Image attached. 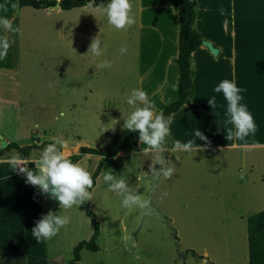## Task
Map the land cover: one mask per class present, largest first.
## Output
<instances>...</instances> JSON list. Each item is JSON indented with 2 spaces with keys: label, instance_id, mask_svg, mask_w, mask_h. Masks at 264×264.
Returning <instances> with one entry per match:
<instances>
[{
  "label": "crops",
  "instance_id": "crops-1",
  "mask_svg": "<svg viewBox=\"0 0 264 264\" xmlns=\"http://www.w3.org/2000/svg\"><path fill=\"white\" fill-rule=\"evenodd\" d=\"M129 2L136 22L120 29L127 38L123 45L127 52L118 56L112 34L116 29L107 23L103 11L106 4L44 9L20 6L15 0H0V16L7 17L18 29L0 31V36L7 37L9 42L8 53L0 60V134L7 143L58 142L65 156L80 146H108L114 135L124 129L118 124L132 108L123 99L115 105H104L103 98H127L131 89L140 88L152 101L154 113H158L177 97L178 0ZM258 4L255 0H197L195 28L217 52L213 53L203 43L192 51L191 102L196 107L183 104L171 114L170 138L172 142H185L193 138L197 128L206 140L196 138L194 142L201 147L190 152L173 150V144L166 146L169 150L166 155L204 151L237 153L242 164L250 169L245 175V185L258 182L261 193L264 185V0ZM43 33L47 38L37 41L35 37ZM93 38L102 42L98 56L88 50ZM102 62L110 66L101 67ZM80 71L89 72L91 79L82 80L77 76ZM221 79L234 80L243 89L241 103L247 105L256 124L255 133L244 140L224 138V128L231 127L224 124L226 102L221 94L212 91ZM213 96L215 108L207 104V99ZM40 97L98 100L94 105L85 104L84 112L80 107L79 114L68 115L64 127L50 125L47 129L39 127L37 121H29L31 113L39 111L29 102ZM68 102L64 108L67 113L79 105L70 99ZM59 112L64 116V110ZM144 147L138 141L136 150L142 151ZM248 151H254L255 155L247 158ZM13 153L16 150L10 149L0 158ZM38 155L32 149L28 157ZM98 159V155L85 153L76 163L82 165L88 161L91 167L87 168L94 170ZM28 167L33 165L30 163ZM45 208L38 187L26 184L23 176L8 165H0V264H70L73 247L62 243V228L53 239L36 242L31 236V229L45 214ZM79 262L80 259L74 264Z\"/></svg>",
  "mask_w": 264,
  "mask_h": 264
},
{
  "label": "rangeland",
  "instance_id": "rangeland-1",
  "mask_svg": "<svg viewBox=\"0 0 264 264\" xmlns=\"http://www.w3.org/2000/svg\"><path fill=\"white\" fill-rule=\"evenodd\" d=\"M255 1L257 5L261 2ZM112 34L115 35L113 41L119 56V49L127 38L120 29L112 31ZM46 35L43 33L35 38L43 40ZM102 74H106L104 68ZM89 75V72H77L82 80L91 79ZM31 99L33 101L29 104L39 111L32 112L29 121H37L39 127L47 129L50 125L64 127L68 115L79 114L80 107L84 112L85 104L94 105L98 100L62 97ZM68 99L79 104L69 113L64 109L70 103ZM122 99L126 105V98L121 97L103 98V104L115 105L117 100L121 103ZM114 108L118 110V107ZM60 110H64V116L60 115ZM118 112L121 113L120 110ZM118 127H123V121ZM101 147L105 149L108 146L102 144ZM246 154L247 158L255 155L254 151ZM159 155L153 151L147 154L141 150L120 151L101 168L90 190L91 198L77 207L63 209L57 205L44 209L45 214L52 211L70 218L61 229V241L65 245L71 244V247L79 240L89 238L93 226L86 209L94 213L99 222L98 249H82L78 264H248L246 218L264 210V185L261 193L260 183L245 185V175L250 169L242 164L241 156L218 151L165 155L167 163L164 167H171L174 171L167 178L158 176L151 203L171 220L172 227L169 228L156 215L146 214V194L151 176L149 169ZM80 166L91 167L88 161ZM89 171L92 173L93 170ZM109 171L125 180L129 191L139 198L141 206L131 209L121 207L120 197L109 191L103 181V174ZM251 178L254 179L255 174ZM170 232L175 237H171ZM190 250L203 258L195 257Z\"/></svg>",
  "mask_w": 264,
  "mask_h": 264
},
{
  "label": "clouds",
  "instance_id": "clouds-1",
  "mask_svg": "<svg viewBox=\"0 0 264 264\" xmlns=\"http://www.w3.org/2000/svg\"><path fill=\"white\" fill-rule=\"evenodd\" d=\"M103 11L107 23L115 29H124L136 22L135 16L131 14L129 0H107ZM0 31L16 32L18 29L12 25L7 17L0 16ZM101 47V40L93 38L88 50L93 55L98 56ZM8 49L7 37L0 36V60H3L7 55ZM119 52L126 53V46H121ZM100 66L108 67L110 65L108 62H102ZM212 91L221 94L226 102L224 124L226 126L231 125V127L224 128V138L226 140H244L253 135L256 131V124L247 105L241 103L243 89L239 88L234 80L221 79L213 86ZM126 103L131 106L132 110L126 119L123 118V128L137 134L139 142L145 145L142 149L143 153L147 154L153 151L160 154L149 169L151 174L153 176L162 175L165 178L170 177L174 169L164 167L167 162L162 157V153L169 151L166 143L170 140L171 135V116L166 117L163 112L154 113L152 101L147 93L140 88L130 90ZM207 104L215 108V96L208 98ZM192 136L193 138L185 142L173 141V150L195 151L201 147L194 142L195 139L206 140V137L197 128L193 131ZM57 143L45 144L39 150V155L34 158L22 157L17 153H13L7 158H0V165H8L18 175L23 176L26 184L38 187L42 194H47L49 199L58 201V207L63 209L77 207L85 199L91 198L88 190L93 185L92 175L89 170L65 156L57 147ZM30 163L33 165L31 168L28 167ZM102 178L108 190L120 197L121 207L131 209L134 206H141L139 198L129 191L123 178H117L111 171L105 172ZM69 220L70 218L66 215H58L49 211L35 221L31 229V236L36 242L49 240L63 226L67 225Z\"/></svg>",
  "mask_w": 264,
  "mask_h": 264
},
{
  "label": "trees",
  "instance_id": "trees-1",
  "mask_svg": "<svg viewBox=\"0 0 264 264\" xmlns=\"http://www.w3.org/2000/svg\"><path fill=\"white\" fill-rule=\"evenodd\" d=\"M20 6H31L33 8L47 9L52 7L57 0H15ZM107 0H60L61 9H70L77 6H101L105 5ZM197 9V0H178V53L175 62L178 67V94L171 102L167 103L160 112L167 116L177 111L183 104H189L196 107L191 102V96L194 91L192 82L193 67L191 62L192 51L201 45L204 41L201 34L195 28V16ZM159 113V112H158ZM138 136L135 132H130L126 129L120 130L116 133L107 148H95L89 146H80L74 153L67 155V157L74 162H77L83 154L91 153L99 156V159L92 171L93 185H95L96 177L101 168L107 163L109 158L118 154L119 151H134L138 148ZM50 141H43L40 144L28 143L19 145L16 142H8L6 146L0 149V156L6 154L10 149H15L17 154L22 157H28L32 149H39ZM172 145V140L166 143L169 147ZM59 149L61 147L57 145ZM91 187V188H92ZM91 188L88 190L90 192ZM86 213L92 222V233L88 239L79 240L72 248V258L70 264H74L80 259V250L82 248L95 251L98 249L96 243L99 235V222L95 215L89 209ZM247 226V249H248V264H264V210H259L246 218ZM191 253L197 258H203L202 255L197 254L194 250Z\"/></svg>",
  "mask_w": 264,
  "mask_h": 264
},
{
  "label": "water",
  "instance_id": "water-1",
  "mask_svg": "<svg viewBox=\"0 0 264 264\" xmlns=\"http://www.w3.org/2000/svg\"><path fill=\"white\" fill-rule=\"evenodd\" d=\"M59 7H60V0H57V2L52 7H49L47 9L59 8ZM203 44L206 45L213 53L217 52V48H215L209 41L204 40ZM6 144H7V142L3 139L2 134H0V145H3V147H4V146H6ZM41 148L36 149L38 154H39V150ZM166 153H167V151H165L162 155L164 159H165ZM158 176L159 175L153 176L152 174L150 176V186H149V188L147 190V194H146V214L152 213V214L156 215L160 219V221L164 222L167 227L171 228L172 227L171 226V220L169 218L165 217L162 214V212L160 210H158L156 207H154L151 203V194H152V191L156 188V180H157ZM40 196H41V203H42L43 207H53V206L58 205V201L53 200V199H49L47 194H42L40 192ZM171 236L174 237L175 234L172 233Z\"/></svg>",
  "mask_w": 264,
  "mask_h": 264
},
{
  "label": "flooded vegetation",
  "instance_id": "flooded-vegetation-1",
  "mask_svg": "<svg viewBox=\"0 0 264 264\" xmlns=\"http://www.w3.org/2000/svg\"><path fill=\"white\" fill-rule=\"evenodd\" d=\"M170 234H172V232H170Z\"/></svg>",
  "mask_w": 264,
  "mask_h": 264
}]
</instances>
